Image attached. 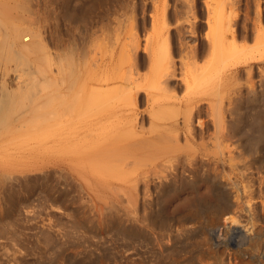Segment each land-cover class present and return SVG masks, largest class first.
I'll return each mask as SVG.
<instances>
[{"label": "bare ground", "instance_id": "bare-ground-1", "mask_svg": "<svg viewBox=\"0 0 264 264\" xmlns=\"http://www.w3.org/2000/svg\"><path fill=\"white\" fill-rule=\"evenodd\" d=\"M165 1L149 0L151 12L143 9L138 15L128 9L133 0H121L113 9L102 11L94 25L75 30L71 48L59 45L54 52L41 45L45 68L33 57L32 67L29 64L33 80L29 83L37 87L34 75L41 76L40 81L48 86L39 79L38 85L49 91L45 97L36 93L31 102L25 101L30 104L15 113L14 120L9 116L8 121V102L18 96L16 90L19 92L23 83L11 80L6 84L7 71L0 66V144L14 134H24L27 140L24 145L17 144L16 151L59 158L57 168L67 171L81 187L97 194L110 193L111 202L125 204L121 214L114 206L110 211L126 236L149 232L154 216L168 217L171 208L174 229L162 228L156 238L161 253L175 240L193 239L198 264L208 256L215 264H264V227L254 221V208L250 203L228 202L221 193L230 174L244 170L247 173L241 175L245 179L251 174L247 159L241 160L246 156L245 146L234 130L243 103L259 96L250 75L254 69L264 74V29L259 25L258 8L251 27L255 45L247 47V28L239 26V0H174L171 13ZM123 17L129 24L118 37L119 29L113 30L112 24L119 25ZM188 37L194 39L192 45L186 41ZM21 46L16 53L24 49ZM142 69L147 73L140 74ZM240 72L246 75L243 92L237 83ZM259 77L262 91L264 75ZM178 89L181 94L176 95ZM141 102L143 110L139 109ZM2 149L0 155H10V145ZM258 163L264 168V160ZM199 183L210 196L199 195ZM150 187L155 199L141 195L139 200V188L145 194ZM167 190L172 193L171 205L162 201ZM258 191L260 196L264 189ZM182 194L186 198L183 203L179 201ZM259 203L264 215V195ZM242 216L245 224L239 221ZM210 238L220 249L216 256L210 251ZM231 249L233 258L226 262L223 253Z\"/></svg>", "mask_w": 264, "mask_h": 264}, {"label": "rangeland", "instance_id": "rangeland-1", "mask_svg": "<svg viewBox=\"0 0 264 264\" xmlns=\"http://www.w3.org/2000/svg\"><path fill=\"white\" fill-rule=\"evenodd\" d=\"M119 1L121 2V0H26V2L25 0H21V2L20 0H14L13 2L12 0H0V66L5 68L8 75H6V78H3V76L2 78L5 82L9 79L6 84L8 82L10 83L11 80V83L16 81H18L20 85L23 83L20 87L21 89L18 88L22 95L20 96L19 92L16 90L18 96H14L15 98L11 99L12 102H8V104L11 103V105H8V109L10 106L11 108L8 112L10 115L7 116H11V120H14L16 117L15 113L20 110L22 111L24 106L30 104L36 93L38 97H45L46 93L49 91L46 90L48 88L45 89L48 84L44 85V82L40 81L41 79L39 78H41V76L34 75L37 82H35V80L33 82L37 87L43 82L45 87L43 85L39 87L42 92H37L39 89L36 90L37 87L29 83L33 80V76L31 75L32 79L29 76L31 72V69L29 70V64L33 63L34 60L37 59L36 57L40 59H37L38 62L40 61L39 63L37 62L40 66L37 65L42 69L45 68V56L42 55V57V53L40 52L42 51L41 45H46L48 49L54 52L56 48H59V45L61 48L63 46L71 48L76 38L77 30H82L79 28L90 26L91 24L94 25L95 21H99L101 13L108 9H113ZM133 1L134 3L132 2V4H129L131 7L128 6V9L135 11L136 14L139 15L143 9L145 12L147 11L146 13L151 12L152 7L151 4H149V0ZM145 1L147 3L144 5L143 2ZM174 3V0H168L166 2L168 12L171 13ZM239 3V26L243 27L242 25H244L245 28H247L246 33L249 38L246 44H248L247 47H253L255 45V40L253 39L254 33H252L254 31L253 28H251L253 27L252 22L256 17V9L258 8L257 10L260 16L259 25L264 29V0H239ZM19 5L20 7H24V9L20 8ZM113 5L115 6L113 7ZM244 19L246 21H244ZM124 21L125 19L123 17L120 19L119 25H116V23L112 24V29L115 27L117 30L119 29L118 33L116 31L117 35L122 31V33H124V28L129 24L128 21H125L126 24ZM122 23H124L125 26ZM122 33L119 34L120 37H122ZM186 41L192 45L194 39L188 37ZM33 44L36 45V48ZM21 45L24 46V49L27 47L30 52H26V54H32V56H27L23 53L27 51V49L21 50L20 54L16 53L17 47ZM31 45H33L34 48ZM257 54L256 52L255 55ZM41 58H43V60H41ZM41 61L44 63L42 64ZM32 65L33 64H31L30 67H32ZM146 71L147 70L142 69L140 74L144 75V73H147ZM238 74V88H242L244 91L243 84L246 81V75L243 72ZM262 75L264 74L260 75L257 69H254L250 75L259 96L257 95L251 102L243 103L241 106L242 108L240 107L242 109L240 110L242 114L240 119L241 123L239 121V126L234 130L236 137L238 138L239 136L238 139L241 143L243 141L242 144L245 146L244 149H246V154H244L247 158L243 156L241 160L247 159L246 162H248L249 165V167H247L248 172L251 174L246 179L241 175L242 173H247V171L244 170L243 172L239 171L230 174L231 176L229 175L230 177L228 176V178L234 181L232 180L231 183L229 179L226 185L221 189V193L223 198L228 202L238 201L242 204L247 203L248 205L250 203V207L252 206L251 208H254L253 211L255 212L254 221H256L259 226L264 227V215L260 214L259 207L260 196L264 195V193H262L264 192L262 191V189H264V183L261 185V181L264 182V180H262L264 179V168L261 169L260 167H262V165L258 163L259 160H264V145H262L264 144L262 143L264 142V138H262L264 137V117H262L264 116V106H262L264 105V95H260L261 89L259 90L258 87L260 85L259 81L261 80L259 76ZM38 79L39 82H41L39 85ZM12 85L14 86V84ZM41 86L44 88L42 87L41 89ZM54 89L55 87L52 88V91ZM179 89L176 91H179L176 95L181 94V89ZM242 89L241 92H243ZM262 91H264V88H262ZM27 97H29V100L26 99ZM23 99L25 100L23 101ZM16 100L17 102H15ZM18 100L21 102H18ZM25 101L30 102L27 104ZM13 103L16 104L14 105ZM140 104L139 109L143 110L145 108L144 103L141 102ZM12 106L14 108H12ZM21 111L19 113H21ZM12 112L13 115L11 114ZM33 119L34 116L32 120ZM9 120L10 117L8 121ZM242 135L246 137V139ZM240 136L243 138L240 139ZM25 140L27 139L24 134H14V137L11 136L0 144V151L4 150L2 148H8L9 145L11 148L10 151H7L8 153L11 152L9 153L10 155H8L7 152L8 156L0 155V264H198V262L194 260L197 251L191 243L193 239L189 240L190 242L175 240L174 244L162 253L158 249L156 238L158 234L162 232V228L165 230L169 227L174 229L175 226L174 222L169 218L172 210L171 208L168 210L170 212H167L169 213L168 217V214H166V216L163 214L161 217L154 216L152 220L153 226L150 228L149 232L143 233L137 237L126 236L120 232V225L115 223L116 221H113L116 217H112L114 214L111 212L114 210V207H116L119 212L120 210L123 211L122 208H124L125 204L111 202L113 199L110 198V193L107 191H99L98 195L95 191L86 190L81 187L67 171L61 167L59 169L57 168L58 166L56 163L59 164V158L56 159V157L53 156L50 158V156L44 154L39 155L40 153L28 156L21 151H16L19 144L24 145L26 142ZM12 146H15V149ZM253 146H256L258 149L255 147V150ZM53 161L54 163L52 164ZM223 175L227 176V174ZM223 175L221 177H223ZM225 178H221L223 180L222 182H224ZM226 180L228 179L226 178ZM234 183L236 185H234ZM199 186V195L203 194L207 196L208 194V196H210L204 184L199 183ZM142 187L143 186H141V188ZM141 188L138 190L139 200L143 198L141 195L150 200L155 199L154 189L150 187V189H148L149 191H146L147 193L144 194V190ZM257 188L262 191L260 196ZM141 190L143 192H141ZM184 199L186 198L182 194L179 201L183 203L185 201ZM80 201L83 202L81 203ZM162 201L170 205L173 203L171 191H165ZM110 202L112 203L111 205ZM110 208H112L111 211ZM153 213L155 214V211ZM239 221L241 224H245L246 218L242 216ZM212 241L213 240L210 238V251L216 252V256L220 249L217 248L214 245V241ZM231 251L234 255L232 249L223 253V258L226 262L233 258ZM208 257H205V262L203 264H215L213 257L210 256L207 260L206 258Z\"/></svg>", "mask_w": 264, "mask_h": 264}]
</instances>
